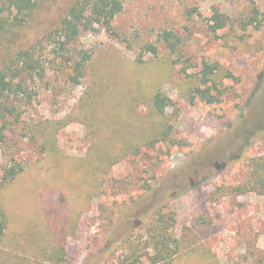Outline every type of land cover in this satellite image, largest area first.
<instances>
[{
    "label": "rangeland",
    "instance_id": "374dc122",
    "mask_svg": "<svg viewBox=\"0 0 264 264\" xmlns=\"http://www.w3.org/2000/svg\"><path fill=\"white\" fill-rule=\"evenodd\" d=\"M39 1L9 45L32 50L45 72L12 98L21 121L0 140V264H124L157 209L174 218L175 264H264V192L225 193L264 157V0H123L109 30L77 38L92 58L76 83L74 56L48 39L76 0ZM164 32L179 39L173 54ZM204 63L220 67L212 104L194 93ZM157 91L171 102L163 116L150 104ZM165 123L168 138L148 145ZM15 163L23 172L2 183Z\"/></svg>",
    "mask_w": 264,
    "mask_h": 264
},
{
    "label": "trees",
    "instance_id": "16d2710c",
    "mask_svg": "<svg viewBox=\"0 0 264 264\" xmlns=\"http://www.w3.org/2000/svg\"><path fill=\"white\" fill-rule=\"evenodd\" d=\"M39 0H0V140H3L4 132L8 123H19L21 115L12 103V98H20L27 95L26 82L42 79L45 68L42 62L35 57L32 50H19L10 54V44L21 38L22 32L31 23L41 4ZM123 0H76L66 10L61 17L56 30L48 36L53 45V53L63 56H74L73 76L71 80L78 82L83 77V70L92 58V53L74 46L77 38L82 32L89 31L95 25L111 28L112 21L122 11ZM212 20L215 29H220L225 25L224 18L216 11ZM161 39L167 43V48L173 54L179 39L170 32H164ZM148 51L157 55L153 46H148ZM220 70L218 64L204 63L199 71L200 83L205 88H196L194 93L206 103L212 104L219 101L221 95L217 85L208 84L212 82V77ZM226 78L233 76L227 72ZM151 108L159 116L165 115V109L171 105L170 100L165 98L161 91H157L150 100ZM12 120L13 122H8ZM60 124V123H58ZM171 125L165 123L162 130L157 135L149 139L147 144L153 147L160 141H165L171 130ZM46 144L42 147L46 149L47 142L53 143L52 133H43ZM101 156L97 159L100 160ZM102 161V160H100ZM246 182L239 184L226 194H243L264 192V157L253 158L247 167ZM24 170V167L15 163L3 170L2 183L10 184ZM174 218L165 210L157 209L153 218L139 230L143 235L136 244L129 242V252L123 257L124 264H143L144 258L149 264H175L178 257L179 244L173 234ZM8 227V219L4 210L0 207V246L3 244L4 235ZM143 236L145 240L142 241ZM143 243H142V242ZM146 248L147 254L139 250Z\"/></svg>",
    "mask_w": 264,
    "mask_h": 264
}]
</instances>
